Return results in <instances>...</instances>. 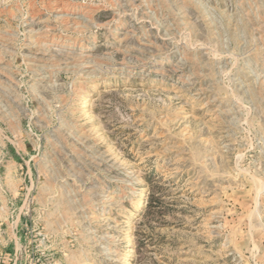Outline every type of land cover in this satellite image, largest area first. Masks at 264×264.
I'll list each match as a JSON object with an SVG mask.
<instances>
[{
	"label": "rangeland",
	"instance_id": "374dc122",
	"mask_svg": "<svg viewBox=\"0 0 264 264\" xmlns=\"http://www.w3.org/2000/svg\"><path fill=\"white\" fill-rule=\"evenodd\" d=\"M0 264H264V0H0Z\"/></svg>",
	"mask_w": 264,
	"mask_h": 264
},
{
	"label": "bare ground",
	"instance_id": "6f19581e",
	"mask_svg": "<svg viewBox=\"0 0 264 264\" xmlns=\"http://www.w3.org/2000/svg\"><path fill=\"white\" fill-rule=\"evenodd\" d=\"M52 1V0H51ZM60 1V0H59ZM58 3V2H57ZM53 4V3H52ZM57 5V4H56ZM34 8V7H33ZM59 11H65V9L63 8V5L60 4V7L58 9ZM66 15V14H65ZM74 21V20H73ZM43 37V36H42Z\"/></svg>",
	"mask_w": 264,
	"mask_h": 264
}]
</instances>
